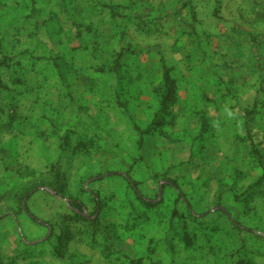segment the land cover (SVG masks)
<instances>
[{
  "label": "rangeland",
  "instance_id": "1",
  "mask_svg": "<svg viewBox=\"0 0 264 264\" xmlns=\"http://www.w3.org/2000/svg\"><path fill=\"white\" fill-rule=\"evenodd\" d=\"M32 1L43 23L62 20L37 48L57 50V63L72 72L54 74L64 85L48 91L49 74L36 76L41 98L57 92L63 100L53 114L74 150L63 189L79 215L74 241L85 257L35 264H264V130L249 120L258 99L199 96L191 69L216 58L168 53L161 31L139 36L113 0L100 32L96 9L75 11L89 18L84 36L70 21L68 5L77 0ZM164 62L179 85L168 113L156 92ZM182 63L190 68L183 75ZM29 76L15 67L14 80Z\"/></svg>",
  "mask_w": 264,
  "mask_h": 264
},
{
  "label": "crops",
  "instance_id": "2",
  "mask_svg": "<svg viewBox=\"0 0 264 264\" xmlns=\"http://www.w3.org/2000/svg\"><path fill=\"white\" fill-rule=\"evenodd\" d=\"M77 1L68 8L71 23L81 24V35L86 34L90 21L77 17L78 11L85 15L96 9L93 26L104 30L106 0ZM110 4L118 15L125 14L137 24L139 36H156L161 31L168 53L215 57L213 63L199 62L191 69L195 74L191 84L198 95L221 104L257 98L259 105L250 108L249 120L258 122L253 124L255 131L263 132L264 0H113ZM37 13L32 0H0V264L85 260L74 241V215H79L68 208L73 199L63 189L71 182L66 170L72 168L74 153L64 146V126L59 131L57 113L53 114L54 106L63 100L57 92L54 97L46 95L48 89L64 85L54 74L72 69L57 63V50L46 49L43 55L37 48L43 32H53L62 24L61 18L43 23ZM16 29H21L20 36ZM17 66L32 79L14 80ZM166 69L178 89L174 70L165 62L157 88L163 84ZM189 69L182 63L178 72L183 75ZM41 72L51 78L44 84V98L36 76ZM71 84L76 89L83 85L75 80Z\"/></svg>",
  "mask_w": 264,
  "mask_h": 264
},
{
  "label": "trees",
  "instance_id": "3",
  "mask_svg": "<svg viewBox=\"0 0 264 264\" xmlns=\"http://www.w3.org/2000/svg\"><path fill=\"white\" fill-rule=\"evenodd\" d=\"M161 103V112L168 113V107L174 102L177 95V82L166 69L163 73V84L157 89Z\"/></svg>",
  "mask_w": 264,
  "mask_h": 264
}]
</instances>
